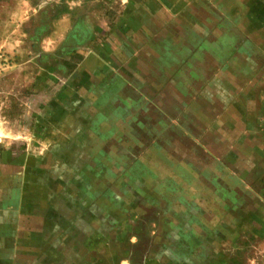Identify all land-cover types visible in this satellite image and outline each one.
Wrapping results in <instances>:
<instances>
[{"label": "crops", "instance_id": "1", "mask_svg": "<svg viewBox=\"0 0 264 264\" xmlns=\"http://www.w3.org/2000/svg\"><path fill=\"white\" fill-rule=\"evenodd\" d=\"M105 3L74 1L56 29L78 24L109 72L76 69L41 152L0 154V264H114L127 220L97 230L102 188L105 207L156 210L183 255L264 234V0Z\"/></svg>", "mask_w": 264, "mask_h": 264}, {"label": "rangeland", "instance_id": "2", "mask_svg": "<svg viewBox=\"0 0 264 264\" xmlns=\"http://www.w3.org/2000/svg\"><path fill=\"white\" fill-rule=\"evenodd\" d=\"M74 1H81L77 10L106 8L105 0H0V154L12 147L17 153L23 151L25 140L37 141L32 145L34 154L41 152L44 146L39 137L45 130L40 121L53 114L49 109L56 108L59 91L69 88L76 69L83 66L99 77L110 70L90 62L95 42L78 24L67 32L56 29L57 20L74 10ZM97 194L91 215L97 217L98 231H104L106 215L122 214L127 220L112 230V247L119 253L113 257L114 264H264L262 232H247L204 249L187 248L192 253L183 255L179 253L182 241L159 238L156 210L126 215L103 206L104 188ZM259 194L264 199V192ZM82 212L90 214L89 208Z\"/></svg>", "mask_w": 264, "mask_h": 264}, {"label": "trees", "instance_id": "3", "mask_svg": "<svg viewBox=\"0 0 264 264\" xmlns=\"http://www.w3.org/2000/svg\"><path fill=\"white\" fill-rule=\"evenodd\" d=\"M73 38H75V35H73Z\"/></svg>", "mask_w": 264, "mask_h": 264}]
</instances>
